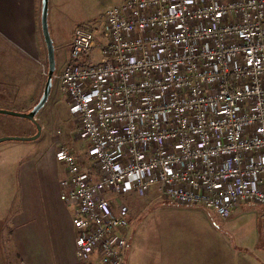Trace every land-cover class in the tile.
<instances>
[{
    "label": "built area",
    "instance_id": "built-area-1",
    "mask_svg": "<svg viewBox=\"0 0 264 264\" xmlns=\"http://www.w3.org/2000/svg\"><path fill=\"white\" fill-rule=\"evenodd\" d=\"M101 23L99 61L77 27L52 77L86 156L53 142L75 264H124L130 209L115 198L131 192L222 219L264 208V0H123Z\"/></svg>",
    "mask_w": 264,
    "mask_h": 264
},
{
    "label": "rangeland",
    "instance_id": "rangeland-1",
    "mask_svg": "<svg viewBox=\"0 0 264 264\" xmlns=\"http://www.w3.org/2000/svg\"><path fill=\"white\" fill-rule=\"evenodd\" d=\"M122 1L48 0V30L55 48L54 73L63 71L69 55V43L77 27L92 31L98 38V46L89 55L91 60L99 61L100 47L106 43L102 34V14ZM47 72L43 40L39 41V48L30 53L0 40V109L29 112L42 94ZM36 119L42 127L38 139L0 143V236L2 232L3 237L0 250L6 249L10 259L13 257L11 222L15 212L20 210L21 199L25 198L29 204L35 203L36 212H41L42 189L46 185V215L49 208L57 205L55 186L61 170L52 160L53 142L58 139L70 147L79 163L86 161L84 148L71 141L74 126L54 80L49 99ZM35 133L30 122L0 115V137H28ZM43 159H46V169L49 170L46 184L43 182L45 176L37 173ZM115 199L125 202L130 209L124 264H223L222 252L234 249L228 247L232 242L226 241V234H254L258 239V249L264 248V208L261 206L243 205L229 219L222 220L215 213L201 208L186 209L164 203L157 187L150 188L147 197L131 192ZM1 254L3 252H0V259ZM10 261L17 264L15 260ZM226 261L236 264L237 257Z\"/></svg>",
    "mask_w": 264,
    "mask_h": 264
},
{
    "label": "crops",
    "instance_id": "crops-1",
    "mask_svg": "<svg viewBox=\"0 0 264 264\" xmlns=\"http://www.w3.org/2000/svg\"><path fill=\"white\" fill-rule=\"evenodd\" d=\"M41 3L42 0H0V40L11 43L28 53L39 48V41L43 40L40 22ZM52 160L56 164L54 157ZM37 170L38 174L41 173L45 176L43 182L46 184L47 172L49 177L46 159L42 160ZM61 177L62 171H60V179ZM59 180L55 186L57 205L47 208V215L46 185L42 189L44 199L41 212H36L35 203L29 204L25 198L21 199L20 210L15 212L11 222L13 227L10 239L13 257L10 259L8 251L3 248L0 250L3 252L0 264H11L10 260H15L17 264L76 263L74 259L75 230L72 226L73 212L59 199ZM225 237L226 241L232 242V245L228 247L234 249L222 252L225 260L223 264H229L226 260L233 257H237L236 264H264V248L258 249L256 235L233 236L226 234ZM0 242H3L2 232ZM225 247L228 248L226 245Z\"/></svg>",
    "mask_w": 264,
    "mask_h": 264
},
{
    "label": "water",
    "instance_id": "water-1",
    "mask_svg": "<svg viewBox=\"0 0 264 264\" xmlns=\"http://www.w3.org/2000/svg\"><path fill=\"white\" fill-rule=\"evenodd\" d=\"M41 32L43 41L46 48L47 54V65H48V72L46 82L42 91V94L37 101V103L31 108V110L27 113L16 112L7 109H0V115L10 116V117H17L23 120H26L34 125L36 133L33 136L28 137H11V136H1L0 143L5 141H35L41 135L42 127L37 122V115L38 113L44 108L45 104L47 103L50 91L52 87V77L55 70V48L53 46V42L50 38L49 30H48V0H42L41 3Z\"/></svg>",
    "mask_w": 264,
    "mask_h": 264
}]
</instances>
